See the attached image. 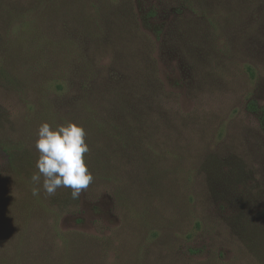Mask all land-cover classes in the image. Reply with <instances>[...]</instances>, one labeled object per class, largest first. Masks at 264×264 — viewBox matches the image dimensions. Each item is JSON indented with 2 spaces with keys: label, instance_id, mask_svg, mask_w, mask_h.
I'll return each mask as SVG.
<instances>
[{
  "label": "rangeland",
  "instance_id": "obj_1",
  "mask_svg": "<svg viewBox=\"0 0 264 264\" xmlns=\"http://www.w3.org/2000/svg\"><path fill=\"white\" fill-rule=\"evenodd\" d=\"M251 105L264 0H0V264H264ZM44 122L85 129L78 199L31 180Z\"/></svg>",
  "mask_w": 264,
  "mask_h": 264
},
{
  "label": "clouds",
  "instance_id": "obj_2",
  "mask_svg": "<svg viewBox=\"0 0 264 264\" xmlns=\"http://www.w3.org/2000/svg\"><path fill=\"white\" fill-rule=\"evenodd\" d=\"M37 136L35 147L40 155L36 163L38 172L32 175V182L39 185L43 178L42 187L48 195L67 188L72 199H78L94 180L85 161L90 151L85 129L74 122L55 127L44 122ZM39 191V187L33 188V195Z\"/></svg>",
  "mask_w": 264,
  "mask_h": 264
},
{
  "label": "trees",
  "instance_id": "obj_3",
  "mask_svg": "<svg viewBox=\"0 0 264 264\" xmlns=\"http://www.w3.org/2000/svg\"><path fill=\"white\" fill-rule=\"evenodd\" d=\"M250 109L254 112H258L260 114V125L264 132V108L258 109L255 105H251Z\"/></svg>",
  "mask_w": 264,
  "mask_h": 264
}]
</instances>
